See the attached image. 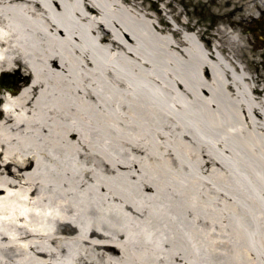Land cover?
<instances>
[{
	"label": "bare ground",
	"instance_id": "obj_1",
	"mask_svg": "<svg viewBox=\"0 0 264 264\" xmlns=\"http://www.w3.org/2000/svg\"><path fill=\"white\" fill-rule=\"evenodd\" d=\"M140 7L0 0V264H264V87Z\"/></svg>",
	"mask_w": 264,
	"mask_h": 264
},
{
	"label": "rangeland",
	"instance_id": "obj_2",
	"mask_svg": "<svg viewBox=\"0 0 264 264\" xmlns=\"http://www.w3.org/2000/svg\"><path fill=\"white\" fill-rule=\"evenodd\" d=\"M134 3L142 10L151 12L156 23L166 26V16H172V20L183 27L193 29L198 32L199 37L203 41H209L210 48L213 41L220 43L219 49L222 54H228L232 58H236L244 66V70L250 74V79L259 88L264 87V48H262V40L260 34L249 35L244 30L245 20L243 17V5H240V0H127ZM134 1H138L135 3ZM239 5V6H238ZM242 7V8H241ZM237 12L234 16L232 11ZM159 17H161L159 19ZM166 19V20H165ZM211 42V44H210ZM22 67V66H21ZM5 74L0 72L1 77ZM20 85L16 84V90ZM264 91V89H262ZM147 129H152L148 125ZM156 130L165 131L164 127H157ZM151 131V130H150ZM167 131V129H166ZM168 141L172 144L175 131L168 130ZM186 140L187 137H181ZM189 140V139H187ZM166 141V142H168ZM174 149L178 150L175 146ZM180 151V150H178ZM196 174H190L187 180H195ZM186 180V181H187ZM165 181L172 186L170 193L175 196L179 189L174 188L176 183L173 178L166 176ZM152 234L158 232L156 225H152Z\"/></svg>",
	"mask_w": 264,
	"mask_h": 264
},
{
	"label": "flooded vegetation",
	"instance_id": "obj_3",
	"mask_svg": "<svg viewBox=\"0 0 264 264\" xmlns=\"http://www.w3.org/2000/svg\"><path fill=\"white\" fill-rule=\"evenodd\" d=\"M244 3L243 14L246 21V30L261 35L262 48H264V0H240Z\"/></svg>",
	"mask_w": 264,
	"mask_h": 264
}]
</instances>
